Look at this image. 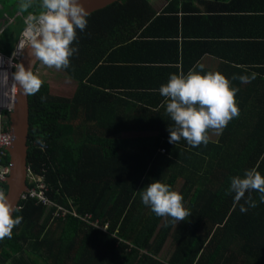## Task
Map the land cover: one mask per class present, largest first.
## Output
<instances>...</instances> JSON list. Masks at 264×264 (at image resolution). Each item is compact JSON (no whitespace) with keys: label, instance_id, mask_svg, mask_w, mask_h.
Listing matches in <instances>:
<instances>
[{"label":"trees","instance_id":"trees-1","mask_svg":"<svg viewBox=\"0 0 264 264\" xmlns=\"http://www.w3.org/2000/svg\"><path fill=\"white\" fill-rule=\"evenodd\" d=\"M164 1L176 6L185 0ZM26 14L0 34L2 53L14 48ZM155 16L149 0H120L91 13L86 28L77 29L69 67L57 71L71 83L70 95L53 92L38 75L42 86L28 95L26 159L38 180L28 181V188L42 186L45 199L66 212L26 193L13 215L21 223L11 238L0 240V264H264L261 194L248 191L239 202L226 194L234 176L250 169L264 176V95L252 96L248 82H229L237 90L238 117L221 134L211 131L207 144L193 147L183 138L172 144L158 135L134 137L155 116L169 117L120 114L138 108L149 94L140 86L109 93L94 85L95 72L111 59L107 52L139 48L143 42L135 32L152 27ZM9 20L0 12V27ZM119 35L124 40L115 43ZM106 36L113 39L105 45ZM153 180L182 194L191 213L185 221L156 216L141 202L140 193ZM167 240L171 252L161 258Z\"/></svg>","mask_w":264,"mask_h":264},{"label":"crops","instance_id":"crops-1","mask_svg":"<svg viewBox=\"0 0 264 264\" xmlns=\"http://www.w3.org/2000/svg\"><path fill=\"white\" fill-rule=\"evenodd\" d=\"M149 1L156 11V23L144 33L142 29L135 32L134 36L143 42L141 46L126 52L108 51L110 61L95 72L94 85L105 92L124 91L135 85L143 93L149 92L143 95L146 98L138 108L120 114L167 115L159 88L171 74H186L189 70L201 74L219 72L233 86L248 82L252 96L253 92L255 97L264 95V0H185L176 6L164 0ZM40 2L31 0L38 7L32 13L41 10ZM20 3L16 0L15 5L4 8L0 5L2 16L10 22L22 16L20 9L10 14ZM112 39L106 36L105 45ZM122 40L123 35H119L115 43ZM148 123L149 129L136 132L135 138L158 135L160 141H169L168 127H174L169 117L155 116V122ZM211 131L209 139L214 138Z\"/></svg>","mask_w":264,"mask_h":264},{"label":"clouds","instance_id":"clouds-1","mask_svg":"<svg viewBox=\"0 0 264 264\" xmlns=\"http://www.w3.org/2000/svg\"><path fill=\"white\" fill-rule=\"evenodd\" d=\"M31 7V0H21L19 9L22 13L28 12ZM40 9L38 13L29 12L24 17L23 50L29 48L34 61H39L48 68L66 69L70 64L69 58L76 51L71 45L77 38V29L83 31L86 28L89 13L79 0H41ZM9 23L10 20L6 24L5 21L2 22L0 33ZM0 53L6 55L1 51ZM18 60L10 67L12 79L23 94L35 95L43 82L30 68L26 69L22 63L16 64ZM198 67L202 68L203 65ZM4 79L6 82L7 74ZM236 91L219 72L201 74L189 70L186 74H171L159 88V94L165 98L163 106L166 114L174 122V127H168L169 143L175 144L183 138L189 145L197 147L208 143L209 130L217 135L221 134L229 121L239 115L235 102ZM10 111H0V116L5 117V128L8 131ZM30 174L32 176L28 168L27 184ZM252 190L259 192L260 200L264 202V176L255 169L247 170L243 177H232L226 194L234 193V201L239 202L246 192ZM5 193L0 191V240L11 238L13 228L22 221V217L13 216V212L18 209L8 201ZM140 196L141 202L156 216L170 217L178 223L191 215L182 203V194L159 180L147 184ZM248 203L250 207H255L254 201ZM241 211L246 212L247 208L241 206ZM103 226L96 228L105 231L107 227L103 229Z\"/></svg>","mask_w":264,"mask_h":264},{"label":"water","instance_id":"water-1","mask_svg":"<svg viewBox=\"0 0 264 264\" xmlns=\"http://www.w3.org/2000/svg\"><path fill=\"white\" fill-rule=\"evenodd\" d=\"M120 0H79L90 16L91 13ZM34 58L30 55V49L25 48L16 64L22 63L26 69L34 70ZM15 68L13 69V72ZM14 84L12 94L11 111L8 115L9 130L12 136V144L9 151L12 163L10 173L6 180V197L8 201L18 209L23 195L28 191V166H27V139L29 128L28 95L23 94L19 85ZM15 212H13L14 215Z\"/></svg>","mask_w":264,"mask_h":264},{"label":"built area","instance_id":"built-area-1","mask_svg":"<svg viewBox=\"0 0 264 264\" xmlns=\"http://www.w3.org/2000/svg\"><path fill=\"white\" fill-rule=\"evenodd\" d=\"M23 32L24 29L19 36L17 45L9 56L0 53V111L9 112L11 110L12 97L8 94V85L6 84L5 79L2 77V73H6L5 70L8 68V63H10V67H12V65H15V61L20 58L24 48L22 47V44L24 43ZM4 120L5 117L3 118L0 116V191L5 193L6 180L12 165L8 151L12 144V136L10 131L5 128ZM31 180L33 181L35 179L31 176ZM36 188L38 189V185H36ZM41 189L42 186L38 189V192H36L34 189H30L28 194L30 197L36 196L38 199L44 200L45 204V201L48 200L45 199L46 197H44V194H42ZM48 204L52 205V203L49 201ZM93 225V227H97L96 222H94ZM106 227L107 226L104 225L103 229Z\"/></svg>","mask_w":264,"mask_h":264},{"label":"rangeland","instance_id":"rangeland-1","mask_svg":"<svg viewBox=\"0 0 264 264\" xmlns=\"http://www.w3.org/2000/svg\"><path fill=\"white\" fill-rule=\"evenodd\" d=\"M5 3H6V5L7 4L8 5H15L16 0H5ZM57 71L58 70L55 68H48V67L42 65L40 62H38L37 66L34 70V73L35 74L38 73L36 75H39L42 77V79H45L46 81H48L53 92L57 93L58 91H61V93H63L62 90H67L64 93L70 95L71 94L70 90L72 88L71 83L66 82L63 75ZM58 85L60 86L61 90L58 89ZM29 179L31 180V174L29 176ZM46 203H48V201H46ZM52 205L55 206L57 212H61L62 214H64L66 212V209L64 207L59 206V205H54V204H52ZM163 247H164V249L159 254V256L161 258H168L169 254L171 252V250H169L170 241L167 240Z\"/></svg>","mask_w":264,"mask_h":264},{"label":"bare ground","instance_id":"bare-ground-1","mask_svg":"<svg viewBox=\"0 0 264 264\" xmlns=\"http://www.w3.org/2000/svg\"><path fill=\"white\" fill-rule=\"evenodd\" d=\"M8 68L5 70L6 73H2V77L5 78V74H7V80H6V84L8 85V94L9 96H12L13 92H14V84H13V79L11 76V69H10V63H8Z\"/></svg>","mask_w":264,"mask_h":264}]
</instances>
